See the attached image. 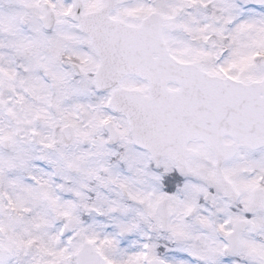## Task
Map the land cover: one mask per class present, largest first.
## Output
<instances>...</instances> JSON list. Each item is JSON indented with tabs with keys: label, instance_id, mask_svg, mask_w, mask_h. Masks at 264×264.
Listing matches in <instances>:
<instances>
[{
	"label": "snow or ice",
	"instance_id": "obj_1",
	"mask_svg": "<svg viewBox=\"0 0 264 264\" xmlns=\"http://www.w3.org/2000/svg\"><path fill=\"white\" fill-rule=\"evenodd\" d=\"M0 264H264V0H0Z\"/></svg>",
	"mask_w": 264,
	"mask_h": 264
}]
</instances>
